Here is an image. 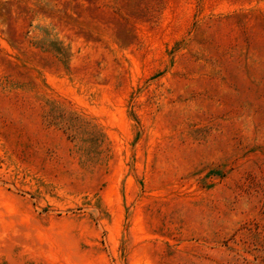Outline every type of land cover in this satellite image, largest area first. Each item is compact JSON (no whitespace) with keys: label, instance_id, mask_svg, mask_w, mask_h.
I'll list each match as a JSON object with an SVG mask.
<instances>
[{"label":"rangeland","instance_id":"rangeland-1","mask_svg":"<svg viewBox=\"0 0 264 264\" xmlns=\"http://www.w3.org/2000/svg\"><path fill=\"white\" fill-rule=\"evenodd\" d=\"M0 264H264V0H0Z\"/></svg>","mask_w":264,"mask_h":264}]
</instances>
